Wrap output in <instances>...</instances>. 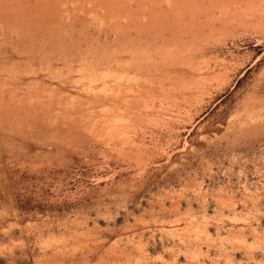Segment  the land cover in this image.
<instances>
[{"label":"rangeland","instance_id":"obj_1","mask_svg":"<svg viewBox=\"0 0 264 264\" xmlns=\"http://www.w3.org/2000/svg\"><path fill=\"white\" fill-rule=\"evenodd\" d=\"M0 254L264 264V0H0Z\"/></svg>","mask_w":264,"mask_h":264},{"label":"trees","instance_id":"obj_2","mask_svg":"<svg viewBox=\"0 0 264 264\" xmlns=\"http://www.w3.org/2000/svg\"><path fill=\"white\" fill-rule=\"evenodd\" d=\"M123 219L121 217L116 218L115 220V224L119 225L120 223H122ZM19 262L17 264H28V261L26 258H21L18 260ZM20 261H23V263ZM0 264H6V259L2 257V255L0 254Z\"/></svg>","mask_w":264,"mask_h":264}]
</instances>
